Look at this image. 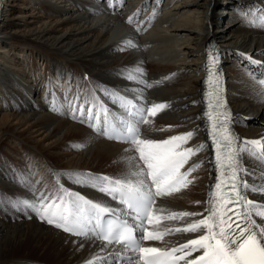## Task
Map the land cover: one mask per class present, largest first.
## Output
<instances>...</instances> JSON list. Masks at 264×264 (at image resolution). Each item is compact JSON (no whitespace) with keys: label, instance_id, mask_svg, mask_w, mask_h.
Returning <instances> with one entry per match:
<instances>
[{"label":"bare ground","instance_id":"1","mask_svg":"<svg viewBox=\"0 0 264 264\" xmlns=\"http://www.w3.org/2000/svg\"><path fill=\"white\" fill-rule=\"evenodd\" d=\"M261 9L264 0H0V264H112L110 246L102 251L98 241L64 232L13 205L36 201L41 193L62 195L61 189L110 205L104 193L77 183L76 176L119 179L130 167L125 160L135 155L125 152L130 146L105 140L90 126L104 127L105 109L107 118L122 117L123 100L136 108L166 105L148 117L141 138L160 141L193 132L180 150L205 145L180 169L199 164L187 176L191 183L159 197L156 206V215H202L162 220L153 229L163 232L203 218L217 176L205 116L206 46L212 42L219 52L237 144L260 139ZM240 163L249 173L243 179L264 185V169L254 157L242 153ZM200 234L173 233L153 243L169 247Z\"/></svg>","mask_w":264,"mask_h":264},{"label":"snow or ice","instance_id":"2","mask_svg":"<svg viewBox=\"0 0 264 264\" xmlns=\"http://www.w3.org/2000/svg\"><path fill=\"white\" fill-rule=\"evenodd\" d=\"M260 12L264 13V9ZM258 18L264 25V16ZM128 23H133V17H128ZM128 46L133 45L128 42ZM208 55L209 61L215 64L212 54ZM205 70L207 83L211 88L207 93L205 116L216 150L214 162L219 171V178L215 183V190L209 192L208 206L205 209L207 214L203 215V218L188 223L185 227L166 228L163 232L149 231L145 227V221L148 225H159L162 220L171 221L202 215L192 212L156 215L155 206L156 198L170 196L191 183L187 176L195 167H199V164L183 173L180 169L191 156L202 151L205 145H198L196 149L180 150L181 145L193 137V132L160 141L141 138L140 126L151 123L148 117H154L157 111L163 110L166 105L153 104L150 108H136L131 100L123 98L121 107L125 109L126 118H114L115 122L109 123L105 109V126H90L96 128L100 135L130 146L125 149L126 153H135L125 157L130 167L119 179L93 177L88 174L76 176L77 183L96 188L112 200H118L121 207L113 209L88 200L79 193L63 189L62 195L41 193L36 201H16L13 206L22 205L25 210L30 209L40 220L64 232L88 240L106 242L99 245L102 251L108 245H119L121 252L131 253L123 256L112 253L111 255L116 256L112 264H179L180 261H184V264H264V226H261L264 225V220L257 224L253 219L254 215L264 217V205H258L245 196L246 191L264 193V185L257 188L254 183L250 185L243 179L242 176L249 173L240 163L242 153L254 157L258 163H264V141L257 139L244 141L242 145L237 144V137L228 127V111L221 95V78L212 72L209 62H206ZM128 78L135 79L132 75ZM152 86L146 84V87ZM80 111L83 116L84 110ZM87 114L91 119L92 110L88 109ZM96 119L99 121V113L96 114ZM158 211L164 212L163 209ZM179 232L202 234L196 239L187 240L178 248L143 246L144 241H160L166 235ZM200 250L201 255L188 259L193 252ZM89 264L97 262L89 261ZM104 264H107V260Z\"/></svg>","mask_w":264,"mask_h":264},{"label":"rangeland","instance_id":"3","mask_svg":"<svg viewBox=\"0 0 264 264\" xmlns=\"http://www.w3.org/2000/svg\"><path fill=\"white\" fill-rule=\"evenodd\" d=\"M223 15H225V14H223Z\"/></svg>","mask_w":264,"mask_h":264}]
</instances>
